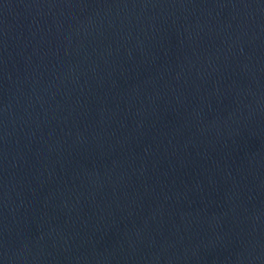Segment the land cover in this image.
Listing matches in <instances>:
<instances>
[{"label": "water", "instance_id": "water-1", "mask_svg": "<svg viewBox=\"0 0 264 264\" xmlns=\"http://www.w3.org/2000/svg\"><path fill=\"white\" fill-rule=\"evenodd\" d=\"M0 264H264V0H0Z\"/></svg>", "mask_w": 264, "mask_h": 264}]
</instances>
